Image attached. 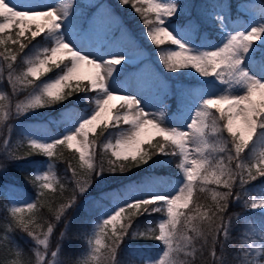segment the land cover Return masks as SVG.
Masks as SVG:
<instances>
[{"label": "snow or ice", "instance_id": "6c2138e0", "mask_svg": "<svg viewBox=\"0 0 264 264\" xmlns=\"http://www.w3.org/2000/svg\"><path fill=\"white\" fill-rule=\"evenodd\" d=\"M118 3L120 6H130L141 17L146 27V37L152 45L159 47L170 42L176 46L177 50H160L158 53V60L165 71L176 73L192 69L206 82L197 88H181L177 94L178 101L186 111L197 104L199 107L194 110L185 129L163 125L167 96L149 102L158 104V110H145L147 105L142 103L145 90L152 87L155 74L147 66L139 67L135 74H126L128 66L134 61L138 63L143 52L127 30L121 28L118 35L114 34L117 18L109 7L93 0L79 4H74V0H58L55 4L49 0H0V45L10 43L17 46L15 49L5 47L0 53L7 65L8 83L14 91L17 84L31 87L26 100L15 105V114L19 116L31 110L53 107L79 93H85V103L93 108L92 114L82 119L74 131L59 139L45 143L28 138L29 151L22 157L11 146L12 129H8L9 138L2 141L7 160L25 159L36 152H42L49 159L47 171L30 174L29 177L37 188L38 199L44 194V189L52 187V161L58 146L67 145L71 149L75 145L79 160L86 168L81 179L78 178L80 173L69 163L75 184L73 194L68 203L62 204L55 213L54 222L47 224L46 232L36 234L32 221L18 215L25 208L36 209L37 202L12 207V219L7 230L19 228L43 246V250H36V264H53L47 257L50 253L56 259L60 246L57 242L56 250L51 251L49 238L61 221L67 230L66 214L75 207L79 196L88 191L96 177L104 172H127L158 154L179 156L177 167L183 172L185 183L178 193L132 200L102 218L95 235L88 240L90 253L81 264H118L120 246L129 235L133 220L154 212L166 218L156 227L133 232L132 238L162 242L165 251L155 264H200L198 251L204 264H215L220 257L218 245L223 246L227 227L233 218L229 214L230 202L239 199L245 207L264 208V199L251 195L245 198L243 191H235L237 187L243 189L250 182L264 177V149L255 152L248 163L242 162L243 154L252 145L258 130L264 129V79L253 75L246 64V61L251 62L259 72L264 73V6L259 8V22L246 30L228 31L227 21L232 18V5L227 0H205L200 6L192 0H118ZM249 5L248 0H239L236 8L239 11L242 6ZM89 8H95L96 14L89 15ZM74 11L80 14L73 15ZM209 16L226 35L218 46L201 50L190 45L187 37L197 33L201 23L207 22ZM69 17H72L69 21L72 28L87 38L85 43L78 45L66 39L65 21ZM12 28L17 29L15 35H12ZM26 33H30V36H26ZM38 38L47 40L50 46L43 48L34 59L27 60L26 71L16 75L14 62L18 54ZM258 47L262 51L257 54L255 49ZM65 59L68 63H64ZM52 66L60 69L59 73L47 82L36 83L45 73L53 70ZM210 77L229 87L242 86L246 91L240 95L229 92L212 95ZM0 79H3L2 72ZM4 98L0 96V99ZM117 99L121 101L118 107L112 103ZM8 114L4 113L5 119ZM121 124L129 127L123 128ZM98 127L101 136L110 129L120 130L115 134L114 143L112 140L103 143L104 151H111L106 162L103 155L97 162L96 140H89V134L95 133ZM208 128L219 142V146L213 147L212 151L225 153L227 163L225 157L214 160L205 155L208 148L205 130ZM149 130L161 137L162 141L156 140L153 144L155 137L145 139ZM145 144L148 148L144 147ZM192 152L196 156L190 158ZM233 163L234 168L231 166ZM5 168L6 165L0 163V170ZM208 184H215L226 191H213L214 205L209 206L207 211L199 212L198 205L197 215L183 212L182 209H187L193 199L194 189L203 192L204 185ZM59 235L63 238L66 232ZM103 238H107L108 242L104 243ZM198 239L203 240L202 250L195 246ZM243 251L246 254L247 249ZM180 254L185 259H178Z\"/></svg>", "mask_w": 264, "mask_h": 264}, {"label": "trees", "instance_id": "16d2710c", "mask_svg": "<svg viewBox=\"0 0 264 264\" xmlns=\"http://www.w3.org/2000/svg\"><path fill=\"white\" fill-rule=\"evenodd\" d=\"M252 0H248L250 3ZM109 5L112 8V12L119 14L127 25L128 31L134 36L137 47L146 48L149 50L152 56V62H154L155 67L158 70L156 77V85L158 92L162 97L167 96V113L174 114L179 111V106L181 103L178 101V91L181 87H176L177 83L194 85L200 81V77L195 74L188 72L186 69L181 70L176 73H169L165 71L162 64L158 60V55L154 54L161 46L157 47L151 44L150 40L146 37V27L142 23L141 17L130 7V6H120L118 0H108ZM197 6H200L205 0H192ZM211 2V0H208ZM233 12H236V4L239 0H231ZM261 6H264V0H260ZM34 27V26H33ZM17 31L16 28H12V35H15ZM199 36L204 33H208L210 36H214L218 33V27L216 22L209 16L207 22L201 23ZM26 36H30V33H26ZM23 40V38H21ZM27 43V41H24ZM166 44H170L166 43ZM165 44V45H166ZM49 42L47 40H42L38 38L32 41L31 44L25 48L24 52L19 53L17 60L14 62V71L16 75L21 74L26 71L28 64L27 58L28 54L35 52V55L40 54L45 47H49ZM163 46V45H162ZM5 47H12L15 49L17 46H12L10 43L7 45H0V53L4 51ZM262 51L258 47L256 51L257 54ZM64 63H68L65 59ZM51 66V65H50ZM63 67V65H61ZM53 70L49 73H45L46 76L54 78L60 69L52 66ZM0 72L3 73V79H0V87L4 92V99H0V118L8 110V107L15 105L16 102L20 101L24 97L29 95L31 87H25L23 85H16V90H13V86L8 83L7 79V65L4 63L2 56H0ZM45 76H42L39 81L43 80ZM91 95V93L89 94ZM91 105L85 103V93H79L65 100L61 104H57L53 107L40 108L38 110L30 111L28 116L24 118L25 121L31 120H49V119H59L61 117V112L68 109H80L85 108L91 109ZM214 111V110H213ZM218 116V113H216ZM121 126H125L121 124ZM55 129V128H54ZM207 132V139L210 144L211 158L216 159L218 157H225L226 154L220 152H213V147H218L219 142L216 139L215 134L211 132L208 128L205 130ZM118 129H110L109 132H105L104 135H100V128L98 127L95 133L89 134V140H96L95 152L96 160L99 161L101 155L105 162L111 156V151L105 152L103 149V143H107L112 140L114 143L115 134ZM110 133L112 136H110ZM259 133L264 136V129H259ZM227 136V133H224ZM155 139L152 143L155 144L156 140H161L162 138L154 134ZM259 138V134L257 135ZM230 139V138H229ZM148 148V145H144ZM18 156H24L27 151H29L28 143L21 144L20 146H12ZM151 151V149H148ZM252 151V152H251ZM253 150L249 147L246 153L243 154V163H248L250 159L254 158ZM252 153V154H251ZM90 154V153H89ZM0 148V156H3ZM87 159V156H86ZM179 156L163 155L158 154L152 157L147 163L141 164L139 167H133L127 172H104L99 177H96L88 189V191L83 195L79 196L75 207L70 209L66 214V219L68 220V228L66 236L69 240H66L60 247L62 251L63 264H81L83 261L79 256L88 246V240L91 238L92 228L91 223L96 219V207L95 201H105L111 192L115 190L123 191L128 189L130 186L143 184L149 179L166 177V178H176L182 175L181 169L177 167L179 163ZM53 169L55 171L54 178L51 179L52 187L43 190V195L37 197V188L30 180V174H35V163H48L49 159L43 155L42 152H36L33 156H29L25 159L20 160H7L5 157L0 158V163L6 165V168L0 170L3 174L5 181H13L14 184L19 185L23 188L26 193H28L27 198L30 202H37V208L28 210L25 208L24 219H30L32 221V226L35 227L36 234L42 235L43 232L47 231V224L54 222L55 213L60 209L62 204H67L69 197L73 194V188L75 187L74 180L72 177V172L69 170V163L75 168L77 173H80L78 178H83V172L86 165H82L79 160V153L76 150L69 149L67 145L58 146L55 149V155L53 158ZM233 168L235 164L231 165ZM264 184V177H259L257 180L250 182L245 185L243 189L237 187L235 191H243L245 193V198L248 195L253 196L252 188L256 185ZM63 186V188L61 187ZM205 191L200 192L198 189H194L193 199L189 203L187 209L183 212L197 215V206L199 205V212H204L208 210L209 206L214 205L212 200L213 191H226L222 187H217L215 184L204 185ZM11 194L8 192L7 184L0 179V264H35L36 261V244L32 237L28 236L27 233L23 232L19 228L13 227L12 231H8L9 223L11 222L9 201ZM248 207H245L242 200H233L229 204V214L233 215L228 227L227 236L223 240V246L218 245V250L220 252V257L215 264H244L248 263L249 260L243 259L242 253H244V219L242 215L248 212ZM162 216L160 213L144 214L133 220V226L129 230V235L124 238L123 243L120 246L117 261L118 264H140L137 257L130 252L129 246H140L147 251L152 249L163 248L162 242L155 239H143V238H132L133 232H138L141 230H147L152 227H156L157 220ZM183 219V217L181 218ZM195 223V221H194ZM243 224V225H242ZM119 227V225H117ZM64 223L61 221L57 226L56 230L52 236V242L55 246H50V250H56V244L58 241L59 233L64 230ZM191 235V233H189ZM110 235V234H109ZM7 237V239H5ZM107 238L105 243H107ZM203 244L202 239H198L195 242V246L198 250H202L201 246ZM42 250V248H40ZM50 254V253H49ZM185 259L183 254H181V260ZM197 259L200 264H204L203 258L200 255V251L197 252ZM90 264V263H89Z\"/></svg>", "mask_w": 264, "mask_h": 264}, {"label": "rangeland", "instance_id": "374dc122", "mask_svg": "<svg viewBox=\"0 0 264 264\" xmlns=\"http://www.w3.org/2000/svg\"><path fill=\"white\" fill-rule=\"evenodd\" d=\"M101 0H93V2H98L99 4L104 5L106 8L108 5L106 3H101ZM50 3H57L58 0H49ZM79 0H74V4H79ZM85 0H80V3H84ZM228 2V1H227ZM261 6L259 5L258 0H254L253 3H251L249 6L245 7L242 6L241 9L239 10V14L241 15L240 18L236 21L229 19L227 21V30L228 31H236V30H246L248 27L252 26L253 24L259 22L261 18L259 17V8ZM92 14H96V9L95 8H89ZM80 13L79 11H74L73 15L78 16ZM232 17V13H231ZM40 20L41 18H37ZM72 17H69L68 20L65 21L66 27H67V36L66 39H69V42H75L76 44H83L86 42V37L81 36L78 34L76 30H74L71 26V21ZM120 25V21L117 20V26L116 28ZM125 29V27H121ZM120 28V29H121ZM119 30H117L114 34H119ZM126 30V29H125ZM199 32V31H198ZM198 32L195 34H190L187 37V41L189 42L190 45L197 46L201 50H208L214 48L215 45H219L220 43L223 42L224 37L226 33L220 29V38L217 40L215 38H211L210 36L206 35L204 39L201 41L200 38H198ZM203 37V35L201 36ZM143 52V56L140 58L138 63H135V61L130 64L129 66L131 69L127 70L126 69V74L127 73H133L137 71L139 67L147 66L151 69V71L156 75V70L154 69L152 63H151V55L149 51L146 48L140 49ZM160 50H177L176 46L174 45H169L166 44L164 47H162ZM159 50V51H160ZM158 51V53H159ZM257 49H255V52ZM257 53V52H256ZM35 52H31L28 54V59H34L35 58ZM247 67L249 71L253 75H258L260 76L261 79H264V73L259 72V70L251 63L246 61ZM84 71H88L85 69ZM194 71V70H192ZM50 77L45 78L42 82H47ZM200 80H203L202 78ZM209 80L212 81L213 84V92L211 93L212 95H219V94H224L226 92H229L231 94L235 95H240L244 94L246 89L242 86H236L233 85L229 87L228 84H222L219 81H216L215 78L210 77ZM41 82V83H42ZM204 83H206L203 80V83H199L198 85L195 86H189L185 84H180L181 88H197L201 87ZM177 87V85H175ZM157 89L155 88V85L153 83L152 87L150 89L145 90V99L142 101V103H145L147 106L145 107L146 111H154L158 110V104L155 103H149L150 101L157 100L161 96L156 93ZM3 91L0 87V95H3ZM28 97V96H27ZM23 98L21 101H18L15 103H20L22 101H25L26 98ZM205 97H201L203 99ZM113 105L119 106L121 103L120 100H114ZM15 105H12L8 107V110L6 112H9L7 118H4V114L0 118V133H3V135H0V148L1 152L5 154L4 147L2 144L3 139L9 138L8 136V129L11 128V146H20L21 144L28 143V138L35 139L37 141L49 143L52 142L56 139H59L66 133L72 132L75 130V128L78 126L80 121L92 114L93 108L91 107L88 109L84 110H77V109H68L65 110L64 112H61V117L58 120L55 121H42V122H37V121H24L22 120V116L19 115L17 116L15 114ZM199 107V105H194L192 108L188 109L187 111L184 108V105L181 104L179 106V111H177L174 114H168L167 113V108L165 112V118L162 121L164 126L171 127V128H180V129H185L187 124L190 122L192 115L194 113V110ZM221 107H226V105H221ZM10 109V111H9ZM5 113V112H4ZM28 113V112H27ZM25 113V114H27ZM53 126H56L55 130ZM122 127V126H121ZM129 126L125 125L123 128H127ZM61 128V129H60ZM120 130L118 129V132ZM259 132V130H258ZM259 138H257L254 147L255 152H259L260 149H264V136L260 133ZM154 135V132L149 130L147 135L145 136V139H148ZM255 140V139H254ZM73 149H76V146H73ZM209 149H211L210 144L208 142V148L205 151V155L209 156L210 158L211 153H209ZM252 152V151H251ZM253 152V154H255ZM252 154V153H251ZM6 155V154H5ZM5 155L0 156V158L5 157ZM196 153L192 152L190 154L191 157H195ZM254 156V155H253ZM35 166V173L36 172H45L48 170V163H35L32 164ZM53 172V177L55 171L52 169ZM182 172V171H181ZM183 175V172H182ZM51 178V179H52ZM0 179L4 181L7 184L8 192L11 194V198L9 201V207L10 209L14 206H24L29 203L30 200H28L26 191L21 188L19 185L14 184L13 181H5L3 174L0 173ZM185 183V177L184 175L181 177H176V178H166V177H158V178H153L149 179L143 184H139L136 186H133L131 188L125 189L122 192H114L112 193L109 197H107L104 201L97 200L95 201V207H96V219L91 223V228H92V234L91 238L95 235L97 231V224L100 223L102 218H106L108 215H110L112 212H114L117 208L122 207L128 203H130L132 200H141L145 199L149 196L152 195H164V196H173L178 193L180 187ZM255 188V189H254ZM254 197L256 199H264V186H258L254 187ZM184 209H182L183 211ZM25 214V211L23 213H20V215ZM166 217H161L157 220L158 222H161L165 219ZM244 224V225H243ZM244 234H245V239L243 243L244 249H247V252L245 254L242 253L243 259H248V263L244 264H264V208H259V209H250L249 214L244 217ZM62 232H66L67 230L64 229ZM108 234H111L110 228L108 231ZM104 239V243L106 238ZM69 240L68 236H64L61 238V236H58V241H59V246L66 241ZM35 242V241H34ZM36 250L42 248V245H38L36 242ZM49 244L50 246H55L52 242V238H49ZM163 248L161 249H152L151 251L145 250L143 247L140 246H129L128 249L129 251L137 257L138 262L140 264H155L156 261L162 256L163 252L165 251V246L162 244ZM55 251V250H52ZM101 251L103 252V248H101ZM90 253V245L88 244V247L86 250L82 252V254L79 256L82 260L86 259ZM47 259L52 262L53 264H63V259H62V251L60 249V252L58 254V257L56 259H53L51 255L49 254ZM178 259L181 260V254L178 256ZM92 264V262H89ZM36 264V261H35Z\"/></svg>", "mask_w": 264, "mask_h": 264}]
</instances>
